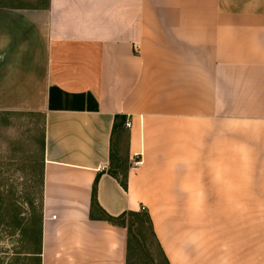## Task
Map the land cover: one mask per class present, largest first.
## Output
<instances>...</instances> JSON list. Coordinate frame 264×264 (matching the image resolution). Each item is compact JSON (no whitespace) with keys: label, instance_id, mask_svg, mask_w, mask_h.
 <instances>
[{"label":"crops","instance_id":"obj_1","mask_svg":"<svg viewBox=\"0 0 264 264\" xmlns=\"http://www.w3.org/2000/svg\"><path fill=\"white\" fill-rule=\"evenodd\" d=\"M0 112L44 118L41 264H127V229L92 219L98 177L102 211H147L169 264H246L259 189L231 182L230 144L264 142V0L0 6Z\"/></svg>","mask_w":264,"mask_h":264},{"label":"rangeland","instance_id":"obj_2","mask_svg":"<svg viewBox=\"0 0 264 264\" xmlns=\"http://www.w3.org/2000/svg\"><path fill=\"white\" fill-rule=\"evenodd\" d=\"M48 0H0V6L40 8ZM263 136L230 144L233 183H246L245 197L253 206L242 210L247 230L240 245L247 248L246 264H264V142ZM237 139V136H235ZM122 135L114 170L122 179L127 157ZM218 161L216 162V164ZM132 166V165H131ZM44 167V118L41 114L0 112V264H40ZM218 167L216 168V170ZM237 169L241 174L238 175ZM245 172L244 174L242 172ZM255 200V201H254ZM250 202V201H249ZM251 203V202H250ZM255 204V205H254ZM133 264H166L149 225L142 223Z\"/></svg>","mask_w":264,"mask_h":264},{"label":"trees","instance_id":"obj_3","mask_svg":"<svg viewBox=\"0 0 264 264\" xmlns=\"http://www.w3.org/2000/svg\"><path fill=\"white\" fill-rule=\"evenodd\" d=\"M122 135H126L127 140H128V133L126 132V124L124 121H119L116 120L115 125H114V130H113V137L112 138V154H111V167L109 170V174L120 181V184L124 189H127V182H128V171L130 169V164L128 160L125 162V172L122 175V179L119 178L118 172L114 170L115 162L118 160L117 153L118 152V146L121 140ZM128 142V141H127ZM119 161V160H118ZM98 180L99 177L96 179L94 186H93V192H92V219L98 218L100 220H104L109 222L112 225L120 226L128 231V241H127V264H133L135 260V253H136V246H140L142 244L141 239L139 237L141 233V226L143 225L142 223H147L150 228L151 235L155 242L158 245V248L163 255L164 261L166 264H169L159 242L157 239V236L154 232V227H153V222L152 219L149 215V213L145 210H142L140 212H126L122 214L119 217H111L98 205L97 202V185H98ZM94 212L98 213V217H95L93 215ZM38 256H41V232H40V249L39 252L37 253ZM41 264V260H40Z\"/></svg>","mask_w":264,"mask_h":264},{"label":"built area","instance_id":"obj_4","mask_svg":"<svg viewBox=\"0 0 264 264\" xmlns=\"http://www.w3.org/2000/svg\"><path fill=\"white\" fill-rule=\"evenodd\" d=\"M130 126V124L127 122L126 123V128H128ZM140 164V161L139 160H136L135 162H134V165L135 166H138ZM144 210V209H143Z\"/></svg>","mask_w":264,"mask_h":264}]
</instances>
